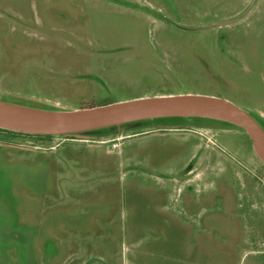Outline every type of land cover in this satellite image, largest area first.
I'll list each match as a JSON object with an SVG mask.
<instances>
[{
    "label": "rangeland",
    "instance_id": "obj_1",
    "mask_svg": "<svg viewBox=\"0 0 264 264\" xmlns=\"http://www.w3.org/2000/svg\"><path fill=\"white\" fill-rule=\"evenodd\" d=\"M178 93L253 108L264 130V0H0L1 101ZM0 264H264V164L205 116L0 127Z\"/></svg>",
    "mask_w": 264,
    "mask_h": 264
},
{
    "label": "water",
    "instance_id": "obj_2",
    "mask_svg": "<svg viewBox=\"0 0 264 264\" xmlns=\"http://www.w3.org/2000/svg\"><path fill=\"white\" fill-rule=\"evenodd\" d=\"M167 115H197L238 125L264 164V130L242 108L203 94L178 93L115 101L71 110H45L0 100V127L38 134L73 133L106 125Z\"/></svg>",
    "mask_w": 264,
    "mask_h": 264
},
{
    "label": "flooded vegetation",
    "instance_id": "obj_3",
    "mask_svg": "<svg viewBox=\"0 0 264 264\" xmlns=\"http://www.w3.org/2000/svg\"><path fill=\"white\" fill-rule=\"evenodd\" d=\"M246 109H247V111H248L247 113H251L252 116H253V114H254V116L256 115V116H258V117L261 116V115L259 114V112H258L257 110H255V109H253V108H249V107H248V108H246ZM249 115H250V114H249ZM251 115H250V116H251Z\"/></svg>",
    "mask_w": 264,
    "mask_h": 264
},
{
    "label": "crops",
    "instance_id": "obj_4",
    "mask_svg": "<svg viewBox=\"0 0 264 264\" xmlns=\"http://www.w3.org/2000/svg\"><path fill=\"white\" fill-rule=\"evenodd\" d=\"M146 119V118H145ZM117 127V126H116ZM109 129H111V130H106V132L104 133V136H106V135H108V134H111L112 133V128H109ZM115 129V128H114ZM111 132V133H110ZM120 132V131H119ZM108 133V134H107ZM122 146H123V143L121 144V148H122ZM109 147H112V146H109ZM106 151V150H105ZM62 217H63V215H62Z\"/></svg>",
    "mask_w": 264,
    "mask_h": 264
}]
</instances>
